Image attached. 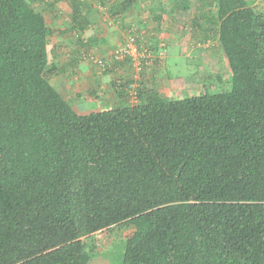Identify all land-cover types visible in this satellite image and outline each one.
<instances>
[{"label": "trees", "instance_id": "16d2710c", "mask_svg": "<svg viewBox=\"0 0 264 264\" xmlns=\"http://www.w3.org/2000/svg\"><path fill=\"white\" fill-rule=\"evenodd\" d=\"M145 1L162 6L114 9L156 13ZM176 1L171 14L190 9ZM58 2L0 0V264H93L98 234L123 230L121 264H264V8L196 0L206 27L188 23L216 39L224 90L171 99L147 69L108 79L119 102L80 114L53 79L74 76L61 46L88 25L67 0L73 27L55 30Z\"/></svg>", "mask_w": 264, "mask_h": 264}, {"label": "crops", "instance_id": "0c3cea01", "mask_svg": "<svg viewBox=\"0 0 264 264\" xmlns=\"http://www.w3.org/2000/svg\"><path fill=\"white\" fill-rule=\"evenodd\" d=\"M57 1H59L56 5L57 17L52 27L59 31L72 28L73 24L70 19L72 11L67 0ZM119 1L120 0H81L82 7L80 16L83 21H87L88 25L82 33V43H77L75 48H71L66 41L62 43L60 52L61 56H63V58L65 57L63 62L68 65L73 63L76 64V72L73 74V77L68 74L67 76L59 74L53 79L57 89L65 98L70 99L69 95L73 96V98H82L84 96L83 98L85 100L92 98L94 102L97 101L96 107L99 106L100 108L103 104L112 106L118 103V98L111 94L107 81L108 79L110 80L121 76H133L134 66L131 59L128 58L115 65L112 64L109 69H101L98 63H104L105 60L107 61L110 58L111 52L121 47V45L126 42L127 36L133 31L137 39H142L139 40L140 43L137 40L138 43H135L137 46L145 44L154 49V52H157L160 47H164L163 40L158 37V33L161 30L165 32L169 31V29H167L168 24L163 16L159 13H154L150 16L148 15V13H150L148 12L149 10H147L146 14L140 13V11H120L116 13L114 8L117 7L116 2ZM113 13L115 15H113ZM171 21L172 20L169 19L168 22ZM78 44H80L81 48L80 46L78 47ZM76 49H78L79 52ZM148 62V64L143 62V65H141L144 68L142 70V77L144 74H147L145 73L147 69L153 73L155 72L154 77L155 75L158 76L159 74L157 72L160 66L154 67L153 65H159V59H156L153 65L151 61ZM81 80L86 83V87L84 88L88 89L87 92L80 89L82 86V84H80ZM97 93L99 94L98 96H100L99 98H97ZM94 98H96V100ZM100 99L101 102L99 101Z\"/></svg>", "mask_w": 264, "mask_h": 264}, {"label": "rangeland", "instance_id": "374dc122", "mask_svg": "<svg viewBox=\"0 0 264 264\" xmlns=\"http://www.w3.org/2000/svg\"><path fill=\"white\" fill-rule=\"evenodd\" d=\"M190 1V9H188V11L179 12L174 9L173 14L169 13L172 8H170L171 6L169 4L166 5L168 2H165V0L161 1V7H156V9L158 8L156 13L161 14L169 25H167V29H169V31L165 32L161 30L158 33V37L164 42V47H160V51H157L158 53L154 52V49L145 44L141 46H137V44H135L136 46H132L137 49L139 54L143 50L148 52L149 58L145 61V63L151 61L153 65L155 60L159 59L160 64L153 65L154 67L160 66V68H158L159 71L157 72L159 74V78L155 75V89L171 99H182L190 96H196L201 92L203 86L206 87L204 90L207 92L222 91L226 88V85L222 83L228 79L226 60L216 47V39L214 40L211 37L209 38V41L205 43L198 42L197 40L200 38V35H198V29L193 30V26H190V23H188L191 18L194 17V14L197 13V18H200V21H203L200 24L201 28H205L206 24L204 20H206V14L209 12L208 9L201 8L199 9L200 13H198L195 8L196 0H177L176 2L188 3ZM143 5H146L147 7L151 6L150 8L152 9L154 8L153 6H156L157 4L152 5L151 2L145 1L143 2ZM254 5L258 9H263L264 0H256ZM169 19L172 21L168 22ZM209 23L211 24L210 21ZM184 25H186V28H184ZM191 33H194L192 34L193 36H190ZM195 38H197V40ZM114 51H116V49ZM114 51H112L111 54H113ZM130 59L133 66H136L137 58L132 56ZM101 69L103 68L101 67ZM133 69V76L135 78L138 77L137 80L139 81L141 79V70L144 68L142 69L141 66L140 70H136L135 67ZM80 84H82L80 89L87 92L88 89L84 88L86 87V83L81 80ZM98 93L97 98L100 97L98 96ZM69 97L72 100L73 109L80 114L95 112L100 110L102 107L106 108L108 106L107 104H103L101 108L99 106L96 107L97 101L94 102L92 98L85 100L83 98L84 96L82 98L75 97L74 99L71 95H69ZM94 99L96 100V98ZM99 101L101 102V99ZM120 233L122 236H119L117 233H113L112 235L110 234V237L107 240H104V235L101 234H98L101 241L94 238L95 241L99 242L100 247L97 248L95 252L96 260L93 264L122 263V255L124 253L126 240L123 236H127L128 231H119V234Z\"/></svg>", "mask_w": 264, "mask_h": 264}, {"label": "built area", "instance_id": "2783aa9c", "mask_svg": "<svg viewBox=\"0 0 264 264\" xmlns=\"http://www.w3.org/2000/svg\"><path fill=\"white\" fill-rule=\"evenodd\" d=\"M128 43V44H125ZM119 49H117L116 51H114L113 54H111L110 59L108 60L109 62L111 61H121L124 60L127 57H132L134 56V58H137V63L136 66H134L136 68V70H140L141 69V65L143 63V61L145 62L148 58H149V54L146 50H143L140 54L137 52L136 48H133L132 46L135 45V38L132 36V34H129L127 36V40ZM136 46V45H135ZM99 66L103 67L102 63L99 62L98 63ZM137 79V78H135ZM132 101L135 102L136 98H135V92H132Z\"/></svg>", "mask_w": 264, "mask_h": 264}, {"label": "clouds", "instance_id": "9594fccd", "mask_svg": "<svg viewBox=\"0 0 264 264\" xmlns=\"http://www.w3.org/2000/svg\"><path fill=\"white\" fill-rule=\"evenodd\" d=\"M126 40H127V39H126ZM122 45H123V44H122ZM122 45H121V46H122ZM128 58H129V57H128ZM143 62H144V61H143ZM103 69H104V68H103ZM137 79H138V77H137ZM137 79H135V77H134V80H136V81H137ZM134 84L136 85V82H135Z\"/></svg>", "mask_w": 264, "mask_h": 264}]
</instances>
